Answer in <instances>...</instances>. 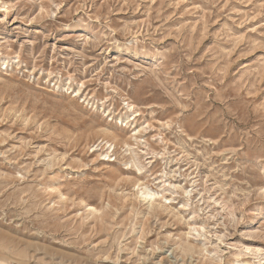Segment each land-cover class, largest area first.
Segmentation results:
<instances>
[{
    "label": "rangeland",
    "instance_id": "rangeland-1",
    "mask_svg": "<svg viewBox=\"0 0 264 264\" xmlns=\"http://www.w3.org/2000/svg\"><path fill=\"white\" fill-rule=\"evenodd\" d=\"M0 241L264 264V0H0Z\"/></svg>",
    "mask_w": 264,
    "mask_h": 264
},
{
    "label": "bare ground",
    "instance_id": "bare-ground-1",
    "mask_svg": "<svg viewBox=\"0 0 264 264\" xmlns=\"http://www.w3.org/2000/svg\"><path fill=\"white\" fill-rule=\"evenodd\" d=\"M148 198L152 199L154 197V195H148L147 196ZM0 248L5 252V253H8L7 255L11 254V256H16V257H19V258H23L24 255H25V251H22L20 249H18L17 247H10L8 246L6 243H3L2 241H0ZM249 250V249H247ZM255 252H259L258 251H255ZM4 257V255H2ZM15 257V258H16ZM8 258V257H7ZM6 258V259H7ZM61 258V257H60ZM12 259V258H10ZM14 259V258H13ZM27 259V258H26ZM15 260V259H14ZM20 261V260H19ZM27 261V260H26ZM61 261V260H60ZM29 262V261H28ZM27 263V262H26ZM25 264V263H24Z\"/></svg>",
    "mask_w": 264,
    "mask_h": 264
}]
</instances>
